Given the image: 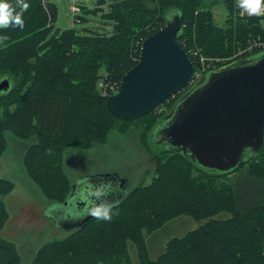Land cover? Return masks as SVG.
Masks as SVG:
<instances>
[{"label":"trees","instance_id":"obj_1","mask_svg":"<svg viewBox=\"0 0 264 264\" xmlns=\"http://www.w3.org/2000/svg\"><path fill=\"white\" fill-rule=\"evenodd\" d=\"M108 1L104 17L112 28L105 33L80 35L72 29H56V8L48 0L46 5L52 14L49 25L38 0H9L23 23L0 26V35L23 38L0 46V79L10 81V89L0 93V99L16 90L20 94L8 116L1 120L2 128L25 138L18 145L24 153L25 169L50 203H63L70 192L72 179L66 169L69 155L95 143L104 144L114 129L140 120L148 121L153 128L150 140L154 143L152 132L167 108L178 102L179 95L169 97L133 121H121L108 111V95L117 90L123 75L137 63L143 39L155 31L145 28L155 14L150 0ZM159 2L163 12L159 27L171 14H179L182 29L177 41L193 61L195 72L204 62L202 55L230 60L233 56L237 59L264 53L254 46L238 54L250 39L259 36L264 40L261 18L241 16L240 0ZM216 4L227 11L226 27H218L213 20ZM195 45L201 51L191 50ZM49 50L50 57L34 74L30 54L38 56ZM13 63L26 68V87L17 85L10 75ZM98 86L107 91L106 96H101ZM161 152L171 159L157 158L156 175L148 184L131 188L119 204L91 217L64 240L44 244L30 264H131L126 247L129 239L141 248L140 264H264V142L241 167L225 173L204 169L190 157L164 147ZM193 168L198 175L192 173ZM229 175H233L231 179L221 180ZM11 188L9 180H0V227L8 217L2 196ZM221 211L228 216L209 218ZM178 215L209 220L184 237L170 239L160 255L149 258L143 230L150 232ZM0 264H22L19 249L4 239H0Z\"/></svg>","mask_w":264,"mask_h":264},{"label":"water","instance_id":"obj_2","mask_svg":"<svg viewBox=\"0 0 264 264\" xmlns=\"http://www.w3.org/2000/svg\"><path fill=\"white\" fill-rule=\"evenodd\" d=\"M181 29L174 13L143 39L137 63L107 97L106 107L117 119L133 121L192 84L157 124L152 140L204 169L229 172L264 142V53L232 60L195 81L193 61L177 41ZM9 89V79L1 78L0 93ZM87 182L72 181L65 201L44 209L55 219L77 201V211L85 213L67 231L119 204L128 192V180L119 174L96 175Z\"/></svg>","mask_w":264,"mask_h":264},{"label":"rangeland","instance_id":"obj_3","mask_svg":"<svg viewBox=\"0 0 264 264\" xmlns=\"http://www.w3.org/2000/svg\"><path fill=\"white\" fill-rule=\"evenodd\" d=\"M38 1L46 14V23L49 25L52 14L46 5V0ZM48 1L56 8L57 17L54 22L56 29H72L78 34L83 35L91 32L105 33L112 28L110 20L104 17L108 12V0H105L106 2L102 0L100 3L98 2L99 0ZM159 1L150 0L151 6L155 9V14L154 18L145 26L148 31H156L162 27H159L163 18ZM78 7L83 9V11L79 12ZM212 15L218 27H226L227 11L222 4H216L213 7ZM74 16L79 17L81 22L76 21ZM14 39L15 35H0V46L9 43L15 44L23 40V38L19 40ZM191 50L201 51L196 45ZM50 55V50L38 56L37 54H30L34 59L32 65V72L34 74L38 72L39 65L49 58ZM202 57L204 59L202 61L204 62H198L200 66L196 71L195 81L205 72L234 59V56L230 60L218 56L205 57L202 55ZM10 75L15 79L17 85L24 84V87L28 85L27 70L22 64L13 63ZM186 89L184 90L186 91ZM184 90L176 94L179 95L176 99L177 101L184 93ZM99 91L101 96L107 95V91H101L100 88ZM18 94L19 92L16 90L13 95L0 99V150L3 149L0 154V180H7L9 178L12 181L11 190L2 196V204L7 211L8 217L0 227V239L15 244L17 249H19L22 264H30L32 257L35 256L37 250L39 251V248L44 244L64 240L67 237L66 235L71 232L67 231L70 227L66 226L76 222L84 215L85 211H77V201H73L72 205L64 207L63 212L55 219L46 210L43 211V208L49 201L42 191L29 179L28 170L27 168L25 169L23 160L24 153H21L22 151L18 149V145L24 143L23 140L25 138L12 131L4 130L1 124V120L6 118L10 108H13L14 101L20 95ZM175 104L173 103L167 108L166 114L163 117L171 111ZM148 124V121L140 120L129 124L123 129H114L109 135L110 138L104 144L95 143L87 150L76 151L74 156L69 155L66 169L70 171L69 174L73 183L74 181L78 184L88 183V179L101 174H119L128 180L127 190H131V188L139 185L148 184L152 180V177L154 178L156 175L157 158L159 157L160 161L171 159L168 155L160 153V149L164 147L163 144L157 141L151 142L150 133L153 128L149 127ZM39 153H36V156H39ZM183 167L189 172L188 166L183 165ZM192 173L198 175V172L194 168ZM232 176H225L221 180L231 179ZM75 198L77 199V197ZM84 210L88 209L85 208ZM226 216L228 214L221 211L213 213L209 218L218 219ZM46 218L53 220L49 221ZM208 220L196 221L190 216L178 215L164 224L155 227L150 232L143 230L142 241L146 246L149 258L155 259L160 255L165 250L170 239L184 237ZM129 240L126 243L128 259L131 264H140L138 251L141 248L137 242L135 244L132 242V239Z\"/></svg>","mask_w":264,"mask_h":264},{"label":"clouds","instance_id":"obj_4","mask_svg":"<svg viewBox=\"0 0 264 264\" xmlns=\"http://www.w3.org/2000/svg\"><path fill=\"white\" fill-rule=\"evenodd\" d=\"M240 6L250 15L258 14L261 8V0H240ZM23 7L27 8V4ZM10 22L22 25L21 14L15 11L9 0H0V26L6 27Z\"/></svg>","mask_w":264,"mask_h":264},{"label":"built area","instance_id":"obj_5","mask_svg":"<svg viewBox=\"0 0 264 264\" xmlns=\"http://www.w3.org/2000/svg\"><path fill=\"white\" fill-rule=\"evenodd\" d=\"M239 14L241 16L242 15H249V16L257 15L258 17L261 18V23H262V26L264 28V0H261V8H260V11L258 14H251L250 15V14H248L247 11H245L242 8L240 9ZM254 46H257V47H260L261 49H264V40H261V38L259 36H257L256 38L250 39L247 47L244 50L240 51L238 54L244 53V52H246L245 50L251 49ZM112 89H114V87H112Z\"/></svg>","mask_w":264,"mask_h":264},{"label":"crops","instance_id":"obj_6","mask_svg":"<svg viewBox=\"0 0 264 264\" xmlns=\"http://www.w3.org/2000/svg\"><path fill=\"white\" fill-rule=\"evenodd\" d=\"M21 163V162H20ZM6 177V176H5ZM7 178V177H6ZM7 180H9L10 182H12L9 178H7ZM48 205H50V202L48 203V204H46V206L45 207H47ZM45 207L43 208V211H44V209H45ZM44 215V214H43ZM47 220H49V221H51L50 219H48V218H46ZM69 232V231H68Z\"/></svg>","mask_w":264,"mask_h":264},{"label":"flooded vegetation","instance_id":"obj_7","mask_svg":"<svg viewBox=\"0 0 264 264\" xmlns=\"http://www.w3.org/2000/svg\"><path fill=\"white\" fill-rule=\"evenodd\" d=\"M191 86H192V85H191ZM191 86H189V87L187 86V87H186L187 89L185 88L186 91L184 90V93L182 94V96H183V95H184V94H185V93L191 88ZM182 96H181V97H182ZM181 97H180V98H181Z\"/></svg>","mask_w":264,"mask_h":264}]
</instances>
